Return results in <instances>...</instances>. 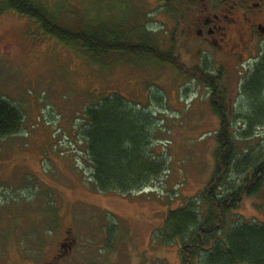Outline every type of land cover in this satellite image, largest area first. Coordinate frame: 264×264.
Masks as SVG:
<instances>
[{
    "label": "rangeland",
    "instance_id": "rangeland-1",
    "mask_svg": "<svg viewBox=\"0 0 264 264\" xmlns=\"http://www.w3.org/2000/svg\"><path fill=\"white\" fill-rule=\"evenodd\" d=\"M61 5L73 6L59 16L73 31L103 28L117 31L120 40L135 35L132 30L147 15L133 0H64ZM29 23L18 16L0 23V97L22 113L20 130L0 137V264H42L62 235L77 241L66 264H180L181 241L169 239L163 224L168 210L196 196L212 174L218 120L208 91L152 56L109 53L96 61L61 41L46 49L45 35L30 32ZM162 33L159 29L152 37L165 49ZM28 38L38 44L28 45ZM209 52L217 56L213 48ZM194 59L188 53L179 57L188 67L198 64ZM252 63L238 65L240 74L230 63L224 69L235 135L248 126L237 115L252 114L242 91ZM209 67L217 70L215 63ZM106 97L122 98L149 117V151L167 162V170L141 191L102 193L92 181L82 135L85 111ZM236 146L251 157L264 151V124L236 139ZM230 182H236L234 174ZM225 221L226 228L264 224V182Z\"/></svg>",
    "mask_w": 264,
    "mask_h": 264
},
{
    "label": "trees",
    "instance_id": "trees-1",
    "mask_svg": "<svg viewBox=\"0 0 264 264\" xmlns=\"http://www.w3.org/2000/svg\"><path fill=\"white\" fill-rule=\"evenodd\" d=\"M31 13L37 15L33 10ZM40 20L48 27L53 25L51 20ZM67 27L52 33L66 45L86 51L96 61L109 53L158 57L206 88L209 108L218 120L213 171L196 196L168 210L163 229L169 239L181 241L180 264H264V224L239 222L226 228L225 221L241 200L255 195L264 182V151L251 157L238 152L236 146V139L248 137L252 128L261 126L264 120V59L243 81L242 91L253 109L249 117L237 115L248 126L235 135L237 128L231 107L225 101L226 88L220 70L202 65L188 67L178 56L157 52L144 43H131L128 38L132 35L120 40L117 31L84 26L73 31ZM85 119L82 135L98 191L122 195L141 191L167 170L165 158L149 151L151 120L141 111L129 108L122 98L97 99L86 109ZM21 124V111L0 97V137L17 133ZM233 174L236 182L231 183Z\"/></svg>",
    "mask_w": 264,
    "mask_h": 264
},
{
    "label": "flooded vegetation",
    "instance_id": "flooded-vegetation-1",
    "mask_svg": "<svg viewBox=\"0 0 264 264\" xmlns=\"http://www.w3.org/2000/svg\"><path fill=\"white\" fill-rule=\"evenodd\" d=\"M62 1L64 0H0V23L13 16L25 18L32 25L29 28L30 32L45 35L42 45H46L48 49L61 41L52 32L64 27V22L59 18L62 8L65 7L68 12L73 7L61 5ZM105 1L109 4L110 1L116 0ZM133 1L142 4L147 13L132 30H136L135 35L132 33L133 35L128 38L135 41V45L144 43L157 52L179 57L188 53L190 57H195L194 61H198L195 65L207 67L211 62L215 63L216 69L223 75L229 63L233 70L240 74L241 70H237L238 65L248 59L254 62L249 69L251 75L264 59V0ZM32 10L37 15L40 14L39 18L45 19L46 23L49 20L53 22V25L49 26L50 32L48 24H44L36 14H32ZM153 16H156V19ZM159 29L163 30L162 34L165 36V49L160 46L161 49L157 48L158 45L152 37L153 32ZM7 43L10 45L11 41L5 44ZM27 44L38 43L32 41ZM209 48L217 51L216 57L209 52ZM154 60L160 61V58ZM263 124L264 120L261 125ZM76 243L74 236L62 235L53 243V250L42 264H66L65 261H71Z\"/></svg>",
    "mask_w": 264,
    "mask_h": 264
}]
</instances>
